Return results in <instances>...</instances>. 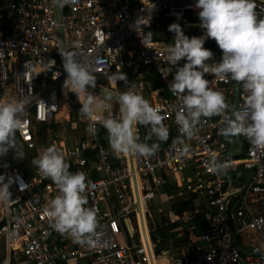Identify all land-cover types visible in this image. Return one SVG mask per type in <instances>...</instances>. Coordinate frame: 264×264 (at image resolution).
Returning a JSON list of instances; mask_svg holds the SVG:
<instances>
[{"label": "built area", "instance_id": "obj_1", "mask_svg": "<svg viewBox=\"0 0 264 264\" xmlns=\"http://www.w3.org/2000/svg\"><path fill=\"white\" fill-rule=\"evenodd\" d=\"M255 4L258 18H264V0H255ZM194 5L195 0H72L61 8L59 20L53 0H7L3 7L5 14L0 15V100L26 101L21 128L16 135L27 149L36 150L35 157L55 143L63 151L69 171L84 172V195L88 206L97 210V234L101 243L81 246L52 230L46 209L50 200L59 194L57 186L40 175L30 162L26 161L27 166L31 164L29 174L16 167L8 151L0 157V173L6 174L5 179L18 175L28 185L21 191L14 180L9 189L13 200L7 208L0 204V242L5 245L2 264H152L134 207L133 172L128 155L118 157L108 141L97 142L101 128L107 138L106 130L100 125L95 136L90 133L89 138L73 142L57 134L48 139L40 136L56 120L66 100L61 88L67 74L57 49L60 26L66 47L70 48L72 42L77 41L81 54L90 59L89 67L94 71L96 84L109 87L107 75L117 69L132 73L154 71L163 83L166 94L150 104L166 117L163 123L168 128V139L159 142V150L151 157L133 155L155 264L162 257H166L168 264H264V149L238 136L242 151L238 157H232L230 139L218 135L223 126L219 116L202 119L194 137L187 141L190 148L186 155H181L180 145L174 142L179 133L172 109L181 108L182 102L169 89L175 66L167 78L159 70L167 66L163 57L168 43L159 39L157 32L164 30L162 34L167 37L171 33L167 20L174 19L183 24V30L198 29L202 35L199 9ZM149 14L150 24L144 30L153 33L147 42L155 49L145 47L136 31L129 27L138 15ZM95 59L102 62L95 63ZM52 60L55 61L53 66ZM26 61L34 63L32 69L24 73ZM213 61L220 60L212 56L207 62ZM184 63L183 58L178 62L180 66ZM37 72L40 74L34 76ZM205 78L213 77L205 74ZM210 86L222 91L226 102L233 104L235 82L217 81ZM161 91L156 90V94ZM244 95L240 87L236 104L243 103ZM118 108L119 105L114 104V115ZM83 122L87 127V122ZM137 127L143 139L148 129L142 125ZM38 137L44 138V146H38ZM92 151L94 156L90 155ZM212 157L226 160L229 167L252 169L254 174L247 185L229 184L225 175L217 176L208 170ZM171 175L183 189L181 192L195 194V208L182 215L169 212L166 225L183 223L170 230L173 245L162 248L157 226H149L155 222L151 220L149 207L150 201L159 194L168 198L164 188ZM202 195L205 205L200 200ZM199 216L200 224H197L193 218ZM244 231H252L259 238V249L244 247L245 253L241 250L235 238ZM154 233L157 239L153 238Z\"/></svg>", "mask_w": 264, "mask_h": 264}, {"label": "clouds", "instance_id": "obj_2", "mask_svg": "<svg viewBox=\"0 0 264 264\" xmlns=\"http://www.w3.org/2000/svg\"><path fill=\"white\" fill-rule=\"evenodd\" d=\"M53 2L62 8L65 4H71L72 0ZM194 6L199 9V26L204 30L203 34L189 37L180 23H170L168 31L174 33L173 42L165 49L163 61L167 66L159 69L162 76L167 78L173 66L176 68L169 89L180 98L182 107L172 109L179 133L174 142L180 145L181 155H186L190 148L187 141L194 137L202 119L219 116L223 126L218 130V135L227 139L244 136L256 148L264 149V18H258L255 0H195ZM150 20L151 14L138 15L129 27L140 36L145 47L155 49L147 42L153 33L144 30ZM208 38L216 41L222 55L219 53L217 57L211 49L204 47ZM79 47V43L73 41L70 48L62 43L57 49L67 74L62 87L77 96L81 104L79 113L87 122L86 130L95 136L97 125L103 127L107 132L109 147L118 157L153 156L159 150V142L168 139V128L163 123L166 117L159 108L133 90L132 84L123 91L116 88L118 80L128 83L126 73L120 69L107 75L113 91L102 88L100 94L92 92L90 88L96 87V76L89 67L90 59L81 54ZM212 56L220 61L208 63ZM182 58L185 63L180 66L178 62ZM94 62L102 61L95 59ZM33 63L25 62L24 73L32 69ZM54 64L52 60V66ZM39 74L34 73V76ZM205 74H211L213 78L206 79ZM217 81H233L239 85L246 93L243 103L226 102L224 93L210 86ZM114 104L119 105L115 115ZM25 109L24 100H0V157L12 149L15 158L22 159L23 153L17 147L16 133L21 128V116ZM138 125L148 129L143 139L138 132ZM30 163L58 188L59 194L50 200L46 209L48 226L81 246L99 245L101 239L97 234V210L88 206L84 195V172L69 171L65 155L55 143L45 147ZM228 169L226 160L215 157L208 165V170L217 176L227 175ZM5 176V173H0V204L7 208L13 200L9 189L14 180L19 183L21 191L28 184L18 175H9L7 179ZM165 225L162 223L157 226Z\"/></svg>", "mask_w": 264, "mask_h": 264}, {"label": "rangeland", "instance_id": "obj_3", "mask_svg": "<svg viewBox=\"0 0 264 264\" xmlns=\"http://www.w3.org/2000/svg\"><path fill=\"white\" fill-rule=\"evenodd\" d=\"M173 22H178L180 23L181 26H183V24L179 20H173ZM183 31L186 33V30H183ZM191 32H192V29L190 31H187L186 35L189 36ZM142 78H143L142 73L140 76L139 75L134 76L133 78L134 82H132L131 84L133 86V90L138 91L141 95H143L145 99L149 101L151 99V95H150V92L148 91V87L146 86V82ZM128 85L129 83L120 87L119 90L121 91L126 90ZM61 90H63L61 92V95L64 98H66V100H64L61 104L60 113L58 117L56 118V120H54L55 123L53 122L52 124H49L47 127V131H42V136L48 139L50 136L57 134L59 137L64 138L66 140H71V141L73 139H80L82 137L89 138L90 132L86 130L87 127L85 123L83 122L85 120L82 118L81 114L79 113L81 104L78 101L77 96L72 92L69 94L68 90L63 89V87L61 88ZM16 141H18L17 136H16ZM45 144L46 142L44 141L43 145H40V146L42 147ZM17 147L19 150H22L21 145L18 143H17ZM9 152L11 156H13L12 154L15 153L14 150L12 149H9ZM98 174L102 176L103 172H99ZM174 180H175V177L171 175V181L174 182ZM242 180H243V177L240 174H237V177L235 176L230 177L228 178L227 181L230 183L240 184L242 183ZM168 195L169 196L167 198L165 195L160 196L159 194L158 196H156L150 201L151 206L149 207V211L151 212V215H152L151 220L153 219L155 220V222H153L155 226L158 224H162L163 222L162 217L164 216V213L165 215L168 214L167 212H169L168 211L169 208L172 206V204L176 202V200H179L182 196L187 197V199L191 198V196H189L187 192L186 193L181 192L180 190L174 194L168 193ZM200 200L202 201L203 205L206 204V199L203 195L200 197ZM149 226L151 227L152 225L149 224ZM234 226L236 228L237 224L234 223ZM157 230H159L158 226H157ZM237 237L241 245L245 247L246 249L248 250L259 249L258 244L260 240L252 231H244V232L238 233ZM249 243H253L254 246H250ZM161 245H162L161 246L162 248H166V247L168 248L172 246L173 244L170 239L167 240L162 237ZM4 252H5V245L3 242H0V258H1L0 264L3 263Z\"/></svg>", "mask_w": 264, "mask_h": 264}, {"label": "trees", "instance_id": "obj_4", "mask_svg": "<svg viewBox=\"0 0 264 264\" xmlns=\"http://www.w3.org/2000/svg\"><path fill=\"white\" fill-rule=\"evenodd\" d=\"M6 3H7V0H0V12H2L1 15L5 14L6 10L3 7H4V5ZM191 36H198V34L196 32H191L189 37H191ZM167 39L169 40L170 38H167ZM215 44H216V41L214 39H212V38H209L207 40V43H206L207 47H209L211 49L215 48ZM126 75H127V82L130 83V81L132 80L131 79L132 76H130L131 73L130 72H126ZM144 79L149 83L150 87H159V86L162 85V81L160 80L159 76L154 71H151L150 73L146 74ZM118 82L122 86L126 85L125 81L118 80ZM150 87H149V89H150ZM103 133H104V130L102 128L97 132V137H98L97 138V142L107 143L108 139L103 136ZM39 137L37 139L38 146L43 145V143L45 141L44 138H42V137L39 138ZM22 153H23V158L26 159L27 162H29L32 158L35 157L36 150H34V149L33 150H29V149L24 148ZM90 155L94 156L95 155L94 151H92L90 153ZM13 162L15 163V162H19V161L17 159H13ZM20 163H21L22 166H24V167L26 166L25 160H22ZM164 190L167 193L174 194V193L178 192L179 190L181 191L183 189L180 188L179 186H177L175 181L172 182L170 180L169 183L165 186ZM189 196H191V198H189V199H187V197H185V196H182L179 200H176V202L174 204H172V206L169 208L168 211L169 212L172 211V212H174L176 214H179V215H182L185 211H193L194 208H195L194 201H193V197L195 196V194L191 193V194H189ZM150 206H151V204H150ZM169 212H167V213L169 214ZM168 214L165 215V213H164V216L162 217V221H163L162 223L163 224H165L167 221H169ZM200 218L201 217L199 216L197 218H193V220L195 222H197V224H200L199 223L200 222V220H199ZM189 221H192V219L189 220ZM180 223H183V222L179 221V222L171 223V224H169L167 226L166 225L165 226H161V227H159V230L156 229V234L159 233V234L162 235L163 238L168 240L170 238V236H171L170 230H174ZM151 225H153V223H151ZM200 226L201 225H199V227ZM153 238L157 239L155 233L153 234Z\"/></svg>", "mask_w": 264, "mask_h": 264}, {"label": "water", "instance_id": "obj_5", "mask_svg": "<svg viewBox=\"0 0 264 264\" xmlns=\"http://www.w3.org/2000/svg\"><path fill=\"white\" fill-rule=\"evenodd\" d=\"M56 11H57V17L59 20H61V7H56ZM59 39H60V45L63 43L66 46L65 43V37H64V30L63 28L60 26L59 27ZM219 53H220V48L218 47L217 43H216V48H215V54L217 57H219ZM62 59V57H61ZM63 62V60H62ZM102 88H107L109 91H113V88H109V87H105L99 84H96L95 88H90V90L92 92L101 93ZM239 90H240V86L237 85L235 83V93H234V100H233V104L237 103L238 97H239ZM237 138L239 139V137L237 136ZM242 151V150H241ZM128 162H129V166H130V170L133 172V182H134V195H135V204L134 207L137 209V214H138V220H139V226L141 229V232L144 236V240H145V244L147 245V249L150 255V259L152 264H155V258H154V252L151 248L150 245V237H149V232H148V226H147V220H146V215L144 213L143 210V206H142V199H141V193H140V189H139V184H138V177L135 173V165H134V157L133 155H128ZM242 174H244V176L246 177V181L244 185H247L249 183V181L251 180L253 174H254V170L252 169H240V171ZM235 242L239 245V247L241 248V250L245 253L247 252L239 243V241L237 240V238H235Z\"/></svg>", "mask_w": 264, "mask_h": 264}, {"label": "crops", "instance_id": "obj_6", "mask_svg": "<svg viewBox=\"0 0 264 264\" xmlns=\"http://www.w3.org/2000/svg\"><path fill=\"white\" fill-rule=\"evenodd\" d=\"M1 13L2 12H0V15H1ZM173 20L174 19H169V20H167L168 22H169V24L170 23H172L173 22ZM191 30V29H190ZM190 30H187V31H190ZM163 32H164V30H162ZM162 31L161 32H157V37L159 38V39H164V40H166L167 41V43L168 44H170V43H172L173 42V35H174V33H168V36L167 37H165V36H163L164 35V33L162 34ZM187 31H186V33L185 34H187ZM192 32H196L197 34H198V36H199V30L198 29H192ZM167 38H170L169 40L167 39ZM207 40L208 39H206V41H205V48H208V49H211V48H209V47H207V45H206V43H207ZM215 48H216V44H215ZM215 48L214 49H211L212 50V52L213 53H215ZM128 72V71H127ZM130 72V71H129ZM151 71H146V70H142L141 72H136V73H132V72H130L131 73V75L130 76H132V80L130 81V83L129 84H131L132 82H134V76H136V75H141V73H142V75H143V80L146 82V86L148 87V91L150 92V95H151V99L149 100V103H152L153 101H154V99L155 100H157V99H159V96L160 95H163V94H166V92H165V89L163 90V83H162V85L161 86H159V87H150V85H149V83L144 79L145 78V75L146 74H148V73H150ZM124 73H126V72H124ZM109 84V87H111V88H113V86L110 84V83H108ZM120 87H122V85L117 81V85H116V88H120ZM149 87H150V89H149ZM158 89H161L162 91L160 92V94L159 95H157L156 93V90H158ZM42 134L40 133V136H41ZM17 136V135H16ZM17 143L18 144H20L21 145V147H22V152H23V149L24 148H26L21 142H20V140H19V138L17 137ZM75 139H73L72 141L71 140H68V142H73ZM239 139L237 138V137H234L233 138V140H231L230 139V144H229V151H230V154L232 155V157H238L239 155H240V153H241V149H240V145H239V143H237V141H238ZM27 149V148H26ZM13 156H11V160L13 161V157H14V159H17L19 162H13L15 165H16V167H18L19 169H21V170H23V171H25V173H27V174H29V169H30V165H26L25 167L24 166H22L21 165V161L22 160H25V164H26V159H24L23 157H22V159H18V158H15V153H13L12 154ZM32 160V159H31ZM30 160V161H31ZM29 161V162H30ZM24 162V161H23ZM240 169H242V168H236V167H234V166H230L229 167V169H228V174L227 175H225V178H226V182H228L227 180H228V178H230V177H237V174H240L242 177H243V180H242V183L243 184H245V179H246V177L244 176V174H242L241 172H239L240 171ZM186 173H184L183 174V176L185 175ZM229 184H236V183H230V182H228ZM242 183H240V184H242Z\"/></svg>", "mask_w": 264, "mask_h": 264}, {"label": "bare ground", "instance_id": "obj_7", "mask_svg": "<svg viewBox=\"0 0 264 264\" xmlns=\"http://www.w3.org/2000/svg\"><path fill=\"white\" fill-rule=\"evenodd\" d=\"M158 264H168L166 257H162L161 259H159Z\"/></svg>", "mask_w": 264, "mask_h": 264}]
</instances>
